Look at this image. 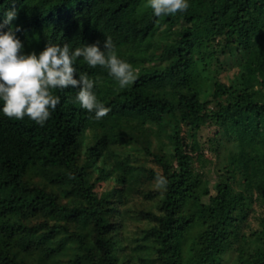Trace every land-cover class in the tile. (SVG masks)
Instances as JSON below:
<instances>
[{
    "label": "trees",
    "instance_id": "trees-1",
    "mask_svg": "<svg viewBox=\"0 0 264 264\" xmlns=\"http://www.w3.org/2000/svg\"><path fill=\"white\" fill-rule=\"evenodd\" d=\"M188 3L0 0L24 54L110 37L137 75L77 59L101 120L77 88L43 126L0 101V264H264V0Z\"/></svg>",
    "mask_w": 264,
    "mask_h": 264
},
{
    "label": "clouds",
    "instance_id": "clouds-1",
    "mask_svg": "<svg viewBox=\"0 0 264 264\" xmlns=\"http://www.w3.org/2000/svg\"><path fill=\"white\" fill-rule=\"evenodd\" d=\"M148 6L160 17L186 12L190 5L188 0H148ZM16 16L13 7L6 12L3 23L10 25ZM19 30L17 26L0 32V101L3 114L9 119L28 117L43 126L60 103L55 90L70 87L79 89L75 100L83 109L94 112L96 120L105 117L110 109L98 100L93 90L95 81L87 73L77 71L74 65L78 58H83L91 68L106 69L121 89L137 79L132 65L119 58L110 37L104 40L103 50L99 42L75 48L69 43H49L39 54H24V45L15 35ZM167 184V178L157 174L156 188L166 190Z\"/></svg>",
    "mask_w": 264,
    "mask_h": 264
},
{
    "label": "rangeland",
    "instance_id": "rangeland-1",
    "mask_svg": "<svg viewBox=\"0 0 264 264\" xmlns=\"http://www.w3.org/2000/svg\"><path fill=\"white\" fill-rule=\"evenodd\" d=\"M209 156H211L210 153H209ZM212 158H213V157H212ZM134 229H135L134 225H133L132 223H130V224H129V227H128V231H129V232H134Z\"/></svg>",
    "mask_w": 264,
    "mask_h": 264
}]
</instances>
